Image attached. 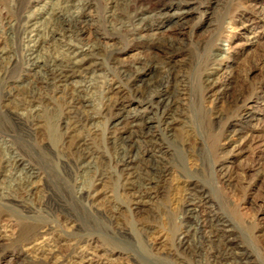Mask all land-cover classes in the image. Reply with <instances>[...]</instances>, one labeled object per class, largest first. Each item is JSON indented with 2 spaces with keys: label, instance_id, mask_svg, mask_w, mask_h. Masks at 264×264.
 <instances>
[{
  "label": "bare ground",
  "instance_id": "1",
  "mask_svg": "<svg viewBox=\"0 0 264 264\" xmlns=\"http://www.w3.org/2000/svg\"><path fill=\"white\" fill-rule=\"evenodd\" d=\"M12 2L11 13L0 8V44L4 39L14 41L22 53L23 67L18 70L13 51L0 47V209L22 213L25 218H31L29 215L36 210L64 217L74 224V243L69 250H63L49 222L24 221L18 225L15 241L0 232V258L9 244L18 242L28 246L26 251L32 258L25 254L16 264H103L96 261L101 260L96 254L88 257L82 249L74 250L88 248L92 235L98 238L100 229L107 231L112 246H134L130 232L114 215V206H92L95 183L112 178L119 192L135 207L142 204L143 198L178 193L177 198H171L173 209L168 213L173 217L179 213L180 217L165 223L171 239L161 257L151 259L153 264H254L249 253L236 244L228 217L219 213L217 202L212 203L202 189L200 183L208 180V172L199 162L204 156L201 143L210 141L216 184L233 194L229 168L219 166L218 157L241 150L248 134L228 120L220 134L214 133L213 127L223 119L218 109L222 101L228 109L240 110L243 124L252 120L248 107L243 106L247 98L243 91L230 98L224 93L226 89H218L214 75L205 72L214 62L208 57L196 61L191 85L170 61L184 47L186 26L177 22L191 10L187 9L190 0H176L173 11L167 13L149 11L158 9V0H105L108 10L106 27L102 29L90 24L91 18L84 13L90 8V0L45 1L29 15L20 9L22 0ZM118 3L125 8L122 16L115 14ZM153 28L161 31L145 38L140 34ZM100 38L115 40V44L103 46ZM216 41L200 44L201 50L211 52ZM132 45L151 46L160 54L147 57L138 53L125 58ZM17 71L25 76L21 90L11 86ZM151 72L159 75L157 83L148 75ZM189 89L194 91V121L204 139L195 141L190 127L178 136L181 158H175V162L199 164L192 177L182 174L170 184L172 167L156 155L162 146L156 142L153 124L160 125L171 116L178 101L188 97ZM205 102L210 104V111L203 106ZM44 108L56 116L55 132L49 128L52 144L45 149L59 154L60 171L50 170L40 178L38 186L36 180L42 172L35 162L36 155L21 143L30 148L28 144L39 128ZM99 122L104 124L102 149L95 146ZM165 126L168 128L170 123L165 122ZM218 138L222 144L214 148ZM31 150L40 151L34 147ZM148 152H153L156 160L147 161ZM136 229L146 241V252H151L159 243L153 226L141 222ZM39 239L42 241L38 243Z\"/></svg>",
  "mask_w": 264,
  "mask_h": 264
},
{
  "label": "rangeland",
  "instance_id": "2",
  "mask_svg": "<svg viewBox=\"0 0 264 264\" xmlns=\"http://www.w3.org/2000/svg\"><path fill=\"white\" fill-rule=\"evenodd\" d=\"M27 1H30L29 4ZM45 1L47 3L54 2V0H22L20 9H23L25 15L33 14L35 13L34 10L43 5ZM104 3L105 0H90V8L84 12L88 13L89 19L91 18L90 24L94 23V26L99 29L106 27L104 21L108 5L105 7ZM157 4L159 5L157 6L158 9L149 11L167 13L173 11L172 7L176 5V0H158ZM13 6L12 0H0V8L3 12L11 13ZM187 7L191 10L177 22L186 26V33L182 37L184 47L170 61L184 77H187V81L191 85L194 82L196 61H200L204 57L214 60L205 72L208 75H214L218 81V89H226L224 93L228 97L233 98L240 91H243L247 98L243 106L248 107L252 115V120L243 124L240 110L228 109L227 106H224V101L218 104V109L223 112V119L213 127L214 133L220 134L222 125L228 120L235 126H241L247 131L248 141L243 144L241 150L234 152L232 156L218 157L219 166L229 168L233 194H227L223 187L216 184L215 175L211 171L214 168V162H210L213 151L210 147V141H205L207 144L201 143L204 156H201L199 162L208 172V180L201 181L200 184L202 189L208 193L210 201L212 203L217 202L219 213L226 215L230 220L232 233L236 237V244L249 253L254 264H264V0H190ZM114 9L116 16H122L125 12L124 6L119 3ZM159 31L161 30L157 31L153 28L141 31L140 34L145 38ZM214 39L217 41L211 52H203L200 44ZM1 42L0 47L4 46L13 51L18 62V70L22 71V53L15 42L7 39ZM99 42L103 46L115 44V40L109 38H100ZM142 45L141 47L132 45L124 57H133L138 53L147 57H156L160 54L154 47L144 45L145 48ZM20 71L12 75L14 82L11 83V86L17 90L24 87L22 82L25 76ZM148 75L151 76L153 83L159 81L158 74L151 72ZM228 79L230 81L227 84ZM72 80L74 81L76 78ZM135 84L138 86L139 82L136 81ZM193 92L191 89L188 97H182V100L178 101L171 116L164 118L162 124H153L156 142L162 146L161 152L156 155L164 158L172 167L171 175L168 177L170 184H173L177 177L182 176V174L192 177L194 167L199 164L198 161L184 165L175 162V158H181V155L178 154L176 139L178 136L184 135L187 127H190V134L192 133L195 141L204 139L200 128L194 121L195 118L191 110ZM124 96L130 102L132 101L128 94L124 93ZM203 106L210 111L209 103L205 102ZM41 116L42 121L39 123V128L36 130L32 142L30 141L28 144L30 148L25 143H21L23 148L36 155L35 162L42 172V176L36 180L38 186L41 185L43 175L49 173L50 170L60 171L57 165L60 158L59 154H50L45 149L52 144L50 142V134L52 135V133L49 128H53V130L56 128V116L55 114L49 115L45 108ZM165 122L170 123L168 128L165 126ZM97 126L99 137L95 146L102 149L100 140L103 136L104 124L99 122ZM221 144L222 141L218 138L213 145L214 148H218ZM33 147L36 150L40 149V151L38 153L32 151ZM227 150L228 148L225 151ZM145 159L150 162L156 160L153 157V152H148ZM177 196L176 191H171L167 195L143 198L142 204L135 207L131 206L127 202V197L119 192L114 179L105 178L95 183L92 199L93 208L99 209L109 204L114 206V215L121 226L130 232L131 239L134 240L132 242L135 245L130 246L125 243L114 242L115 246H112L107 240V231L100 229L96 234L98 238L94 237L95 234L92 235L88 248L78 249L75 247L74 250L78 252L82 249L81 251L88 253V257L91 254H96L101 258V260L96 261L104 262L103 264H153L151 259L160 258L170 241L169 239H171V234L165 223L172 219L178 220L177 218L180 217L179 213L174 214V217L173 214L168 213L173 209L171 198H177ZM23 216L19 212H3L0 209V232L4 231L8 240L15 241L20 223L30 220L45 221L55 228L54 238L63 250H69L73 247L74 224L65 220L64 217L49 216L37 210L29 215L31 218ZM141 222L152 225L154 236L158 238L159 243L151 252H146L144 245L146 241L136 229L137 224ZM41 241L39 239L37 242ZM27 247L22 243L12 242L9 244L5 255L0 258V264H16L19 257L25 254L28 255V259H31L32 254L26 251ZM111 249L116 252L109 254L107 250ZM200 264L207 263L201 261Z\"/></svg>",
  "mask_w": 264,
  "mask_h": 264
}]
</instances>
